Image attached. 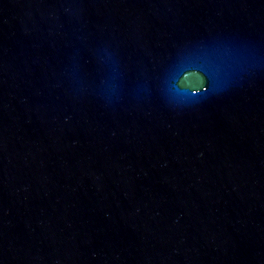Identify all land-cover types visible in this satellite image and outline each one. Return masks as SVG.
Returning <instances> with one entry per match:
<instances>
[{
  "label": "water",
  "instance_id": "water-1",
  "mask_svg": "<svg viewBox=\"0 0 264 264\" xmlns=\"http://www.w3.org/2000/svg\"><path fill=\"white\" fill-rule=\"evenodd\" d=\"M0 264H264V0H0Z\"/></svg>",
  "mask_w": 264,
  "mask_h": 264
}]
</instances>
